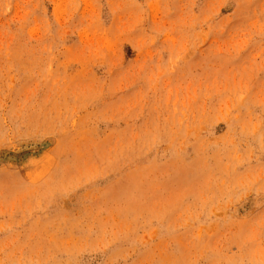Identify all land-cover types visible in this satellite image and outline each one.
Here are the masks:
<instances>
[{
    "label": "rangeland",
    "instance_id": "rangeland-1",
    "mask_svg": "<svg viewBox=\"0 0 264 264\" xmlns=\"http://www.w3.org/2000/svg\"><path fill=\"white\" fill-rule=\"evenodd\" d=\"M0 264H264V0H0Z\"/></svg>",
    "mask_w": 264,
    "mask_h": 264
}]
</instances>
